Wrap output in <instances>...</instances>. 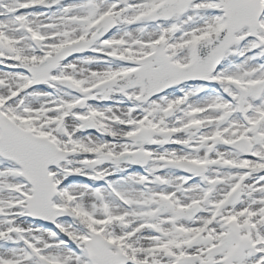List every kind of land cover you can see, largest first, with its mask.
<instances>
[{"label": "snow or ice", "instance_id": "snow-or-ice-1", "mask_svg": "<svg viewBox=\"0 0 264 264\" xmlns=\"http://www.w3.org/2000/svg\"><path fill=\"white\" fill-rule=\"evenodd\" d=\"M0 264H264V0H0Z\"/></svg>", "mask_w": 264, "mask_h": 264}]
</instances>
